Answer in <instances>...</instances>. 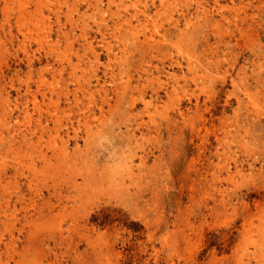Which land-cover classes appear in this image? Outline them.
<instances>
[{
	"label": "bare ground",
	"instance_id": "bare-ground-1",
	"mask_svg": "<svg viewBox=\"0 0 264 264\" xmlns=\"http://www.w3.org/2000/svg\"><path fill=\"white\" fill-rule=\"evenodd\" d=\"M235 2L0 0V157L8 159L0 163V264H69L74 257L77 264L90 258L105 264L121 250L147 260L152 236L167 228V220L151 218L150 211L164 206L173 164L162 165L161 146L156 154L146 144L152 131L169 132L177 117L198 150L185 166L180 195L200 201L183 227L172 222L163 239L168 248L177 250L188 227L229 202L236 201L244 220L257 208V201H247L252 190L226 191L245 166L254 167L252 147L264 144L251 133V124L264 120V94H251L245 69L240 80L231 79L233 115L226 112L227 96L221 110L200 116L210 137L196 145L200 131L188 122L198 112L196 91L226 81L214 76L223 65L211 38L221 27L230 28L224 32L230 40L248 31L257 36L262 25L249 0ZM252 79L259 81L257 74ZM164 95L167 107L160 104ZM118 106L120 121L109 123ZM115 126L120 149L111 143L101 151ZM237 152L246 158L232 156ZM182 157L177 162L187 161ZM257 235L254 250L225 254L221 264H264V223ZM65 244L68 250L59 252Z\"/></svg>",
	"mask_w": 264,
	"mask_h": 264
},
{
	"label": "rangeland",
	"instance_id": "rangeland-1",
	"mask_svg": "<svg viewBox=\"0 0 264 264\" xmlns=\"http://www.w3.org/2000/svg\"><path fill=\"white\" fill-rule=\"evenodd\" d=\"M235 1L237 2L238 0ZM249 1L253 4L250 12L257 15V19L263 20L260 29H258L257 36L250 34V31H248L242 38L239 37L237 40L232 38L230 40L229 37H224L225 30L228 31L230 28L227 29L226 27L225 29V27H221L219 34L211 38V42L214 43L213 46H218L216 49V55L218 56V59L222 60L223 65L221 73H214V76H219L220 78L221 76H225L226 81L225 83L217 82L215 85L212 84V90L206 88V92H201L198 89L195 93L200 94L198 112L195 117L190 118L188 122L189 124L194 123L196 125V130L200 131L199 136L194 137L196 145L204 141L207 136H211V134L207 135L208 124L205 123L204 125L200 116L207 119L209 115L208 111L212 110L215 106L221 110V104L227 96L229 101H231V106L227 108L226 112L233 115L232 111L237 104L236 98L234 94H232L231 79L234 77L240 80V76L237 75L242 72L241 68L245 69L244 71L246 72L247 77L245 80L249 81L248 83L251 89V94L258 90L262 91V94H264V0ZM136 6L139 7V4ZM173 40H176L175 37ZM253 52L256 53L254 54ZM104 60L105 59L102 58L101 62H104ZM223 69L227 73L224 74ZM255 74H257L259 78L258 82L252 79ZM237 83L239 84V82ZM207 85L208 83L205 84L204 87ZM194 86L195 85L192 87L193 89L196 88ZM193 89L188 90V96ZM183 101L186 103V99H183ZM163 102L167 104V107L170 100H168V97L164 95L160 104ZM259 103H262L261 110L264 112V100H261ZM164 107L165 105L161 107L162 110ZM119 111L120 108L118 106V113L114 112L111 117L108 114L109 123L115 122L116 125L118 124L120 121L118 116ZM21 120L26 123L23 118ZM182 120L183 119L180 117H177L176 121H173L172 119L171 130L169 132L166 130H162L161 133L152 131L147 140L148 145L146 144L148 149L152 150L153 147L156 154L160 153L159 148H156V145L161 146L160 150L163 153L161 161L164 163L162 165L167 163L173 164L170 166L172 179L167 182L169 191H167L166 188L162 191L164 206L160 209L157 208L156 205L152 207L150 211L151 218H164L167 220V228L152 236V243L148 246L149 256H146L148 257L147 260H142L139 257L137 258L136 256L130 254L128 250H121V256L113 254L109 257L105 264H192L195 258L196 262L200 264H221V258L225 254L231 256L235 251H237L238 254H242V248L245 247L248 248V250H254L251 244V237L254 239L257 238V230L264 223V144L262 143L261 148L263 149L259 150L252 147V151L250 152L253 153L252 156L256 158L254 167L249 168L248 166H245L243 175L237 176L235 178V182H229L226 190L231 193L237 191L238 189H241L242 191L252 190L253 193H251V196L247 198V201H249L250 204L257 201V208L253 209L251 211L252 213L244 220L240 215L238 216V208L235 204L236 201L229 202L225 208L220 209L216 215L208 218L205 223L195 226L194 229L188 227L185 230V238L182 241L183 243L177 248V250L171 251L167 244H165V241L163 240L164 237L169 234V232H173V227L171 226L172 222L177 221L178 224L183 227L185 219L190 217L193 212H197L198 203L200 201L199 197H197L195 201L190 202L185 194L180 195V191L184 185V178L182 176L185 173V166L186 164H189V161H191L193 157L197 156L196 154L198 151L197 148H194L192 142H189L190 133L189 130L185 129ZM121 129L124 130L123 128ZM113 130L109 132L110 134H108L107 137H103L102 146L99 148L101 151H106L105 149L110 148L111 143L115 145V148L120 149L123 138H121V134L119 133V128H117V126H115ZM179 130H183V134H180ZM251 130V133H253L255 138L254 140L258 137H262L264 139V120L261 125H255V127L251 124ZM256 135L260 136L257 137ZM256 142L258 141L256 140ZM81 144H83V142L80 143V145ZM232 148H236L234 144L232 145ZM148 149L147 151H149ZM176 152H179L181 156H179L178 159L175 157L171 162V158ZM182 154L184 156L187 155V161L183 163L177 162V160L184 161ZM243 154L244 152H237L235 155L232 154V156L244 159L246 156ZM5 161H8L5 156L0 157V163ZM153 161L154 157L149 155V166L153 165ZM250 161L252 162L251 158ZM160 163L161 162H159V164ZM257 189L260 190L259 193H257ZM89 201L92 203L98 202L95 197H91ZM124 226L127 227V224ZM49 236L50 234H45V238ZM83 249L84 245H81L79 250L80 253ZM67 250L68 249H66L65 244L58 251L61 252ZM157 256L159 259L156 263L155 257ZM214 258H216V261ZM77 260L78 259L74 257L73 261H69V264H77ZM85 264L97 263L90 258L87 262H85Z\"/></svg>",
	"mask_w": 264,
	"mask_h": 264
}]
</instances>
